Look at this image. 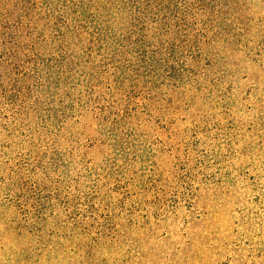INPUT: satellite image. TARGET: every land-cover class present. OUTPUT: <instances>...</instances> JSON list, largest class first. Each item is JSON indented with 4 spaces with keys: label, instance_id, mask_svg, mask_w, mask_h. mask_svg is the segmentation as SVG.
<instances>
[{
    "label": "rangeland",
    "instance_id": "rangeland-1",
    "mask_svg": "<svg viewBox=\"0 0 264 264\" xmlns=\"http://www.w3.org/2000/svg\"><path fill=\"white\" fill-rule=\"evenodd\" d=\"M9 1L0 264H264V0Z\"/></svg>",
    "mask_w": 264,
    "mask_h": 264
},
{
    "label": "trees",
    "instance_id": "trees-1",
    "mask_svg": "<svg viewBox=\"0 0 264 264\" xmlns=\"http://www.w3.org/2000/svg\"><path fill=\"white\" fill-rule=\"evenodd\" d=\"M66 1H68V0H66ZM85 1L87 2L86 6L82 1H78L77 4L76 3L72 4V6L75 7V9L77 10L76 11L78 13L77 19H80L81 17L87 18L86 15L88 17L95 18L93 16H90L91 15L90 13H87L83 10L92 9V8L87 9V6L95 3L96 0H85ZM172 1L173 0H104L106 8L108 9L106 13L109 12L110 14L114 15V18H113L114 20L112 22L110 20L108 23H106V25L104 27L98 26V29L101 32L100 34H101L102 38H106L105 40H110L111 36H112L111 33L112 32L117 33L120 30L119 26L120 27L124 26V23H126V20L124 17L132 18L133 16L137 15L135 13L141 14L143 17H147L148 15L153 13V11L155 9V6L153 4H155L156 7H164L165 5L170 4ZM15 3H17V4H15V6H14V5H12L13 0L9 1L8 8L11 9L12 6L14 8H16L20 5L21 6L26 5L27 1L18 0ZM68 3H70V2H68ZM79 10H81L82 12H78ZM12 17H13V15L10 14L9 12L3 13L2 22L4 23L5 20H8V22H9L12 19ZM133 18H135V17H133ZM108 33L110 34V36L108 35ZM114 40H116V39H114ZM114 40H111V42H113ZM116 42L120 43L118 40ZM158 54H159V52H158ZM153 55H156V54H153ZM152 59H153L152 61L154 62L155 57Z\"/></svg>",
    "mask_w": 264,
    "mask_h": 264
}]
</instances>
